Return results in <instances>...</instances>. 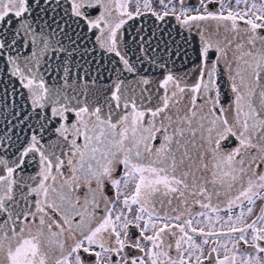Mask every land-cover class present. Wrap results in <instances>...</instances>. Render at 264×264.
I'll return each mask as SVG.
<instances>
[{
	"label": "snow or ice",
	"instance_id": "snow-or-ice-1",
	"mask_svg": "<svg viewBox=\"0 0 264 264\" xmlns=\"http://www.w3.org/2000/svg\"><path fill=\"white\" fill-rule=\"evenodd\" d=\"M0 264H264V0H0Z\"/></svg>",
	"mask_w": 264,
	"mask_h": 264
},
{
	"label": "flooded vegetation",
	"instance_id": "flooded-vegetation-1",
	"mask_svg": "<svg viewBox=\"0 0 264 264\" xmlns=\"http://www.w3.org/2000/svg\"><path fill=\"white\" fill-rule=\"evenodd\" d=\"M153 6H155V0H153Z\"/></svg>",
	"mask_w": 264,
	"mask_h": 264
}]
</instances>
